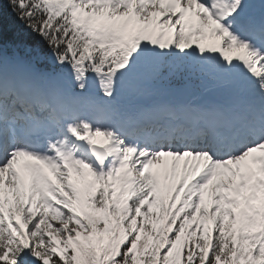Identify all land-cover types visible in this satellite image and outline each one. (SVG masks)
Returning <instances> with one entry per match:
<instances>
[{"label": "snow or ice", "instance_id": "6c2138e0", "mask_svg": "<svg viewBox=\"0 0 264 264\" xmlns=\"http://www.w3.org/2000/svg\"><path fill=\"white\" fill-rule=\"evenodd\" d=\"M0 264H264V0H0Z\"/></svg>", "mask_w": 264, "mask_h": 264}]
</instances>
